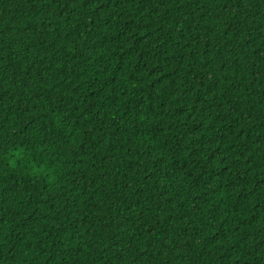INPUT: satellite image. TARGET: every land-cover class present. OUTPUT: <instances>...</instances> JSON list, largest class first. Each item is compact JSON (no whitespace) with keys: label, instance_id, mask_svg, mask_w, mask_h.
Here are the masks:
<instances>
[{"label":"trees","instance_id":"16d2710c","mask_svg":"<svg viewBox=\"0 0 264 264\" xmlns=\"http://www.w3.org/2000/svg\"><path fill=\"white\" fill-rule=\"evenodd\" d=\"M0 264H264V0H0Z\"/></svg>","mask_w":264,"mask_h":264}]
</instances>
